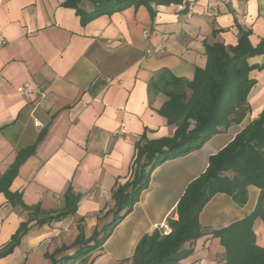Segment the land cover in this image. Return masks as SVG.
<instances>
[{"label": "crops", "instance_id": "crops-1", "mask_svg": "<svg viewBox=\"0 0 264 264\" xmlns=\"http://www.w3.org/2000/svg\"><path fill=\"white\" fill-rule=\"evenodd\" d=\"M65 1L0 0V33L6 39L0 44V177L21 149L36 143L10 186L32 209L14 206L0 192V249L22 222L35 217V207L43 212L40 217L60 211L70 184L79 195L74 214L44 224L30 220L20 244L0 264H53L48 254L63 246L69 247L57 258L73 254L81 232L88 239L114 218L117 191L137 170L136 143L176 132L177 125L160 111L169 97L150 85L157 70L193 80L206 66V45H236L240 29L249 32L253 46L264 37V0H196L190 14L180 3L131 4L87 18ZM80 5L93 9L91 0ZM249 61L263 63L264 54ZM250 75L256 84L243 121L159 164L132 211L89 261L131 264L141 238L168 225L169 216L178 217L179 200L206 171L210 157L264 109V68ZM24 84L47 96L38 102L19 93ZM261 191L250 185L244 205L227 193L215 194L200 213L202 235L193 241V253L176 264H225V248L213 231L254 211ZM254 230L264 247V217L255 220Z\"/></svg>", "mask_w": 264, "mask_h": 264}, {"label": "trees", "instance_id": "trees-1", "mask_svg": "<svg viewBox=\"0 0 264 264\" xmlns=\"http://www.w3.org/2000/svg\"><path fill=\"white\" fill-rule=\"evenodd\" d=\"M93 9L81 8L82 0H66L67 6L76 8L85 18L96 17L125 9L131 4H171L184 0H91ZM85 20V19H84ZM207 63L198 70L193 80L177 76L168 68L157 70L150 79L151 88L162 92L169 100L161 108L170 122L177 125L173 137L136 143L137 170L134 179L117 191L114 218L101 233L95 231L86 239L81 232L73 246L79 245L71 255L56 256L69 246L48 254L53 264H93L91 254L100 249L117 223L129 214L138 201L141 191L148 187L154 169L169 158L200 148L212 136L234 123H240L250 112L249 93L256 84L250 73L263 69V63H250L251 57L264 54V37L253 46L249 32L240 29L236 45L215 42L206 45ZM190 91V93H189ZM36 143L18 152L16 161L0 177V192L14 205L32 209L21 199V193L10 189L23 160L35 152ZM145 159L142 161V159ZM261 188V195L254 211L226 227L213 231L225 248V264H264V247L257 244L254 222L264 217V109L234 139L218 153L212 155L204 173L187 187L177 204V218L169 216L168 234L159 228L145 234L131 258V264H176L193 253L192 243L202 235L199 219L205 204L217 193L232 196L239 205L248 200V187ZM130 187V188H128ZM65 205L54 214L43 215L40 207L34 208L35 217L22 222L9 242L0 249V258L9 255L20 244L30 228V220L38 224L59 221L77 211L79 195L70 184L64 194ZM190 243L189 246L186 244ZM72 261V262H71Z\"/></svg>", "mask_w": 264, "mask_h": 264}, {"label": "built area", "instance_id": "built-area-1", "mask_svg": "<svg viewBox=\"0 0 264 264\" xmlns=\"http://www.w3.org/2000/svg\"><path fill=\"white\" fill-rule=\"evenodd\" d=\"M195 4L196 0L183 1L180 3L179 9L186 11L187 14H190L194 9ZM5 42V37L0 33V44H4ZM17 91L19 93L27 95L33 100H37L38 102H40L47 96L46 91L40 88H33L30 84L19 86L17 88ZM123 127L124 125L121 126V129H123ZM158 228L161 230L162 234H168L171 231V228L168 225H161Z\"/></svg>", "mask_w": 264, "mask_h": 264}, {"label": "rangeland", "instance_id": "rangeland-1", "mask_svg": "<svg viewBox=\"0 0 264 264\" xmlns=\"http://www.w3.org/2000/svg\"><path fill=\"white\" fill-rule=\"evenodd\" d=\"M74 263V262H73ZM73 263H71V264H73Z\"/></svg>", "mask_w": 264, "mask_h": 264}]
</instances>
